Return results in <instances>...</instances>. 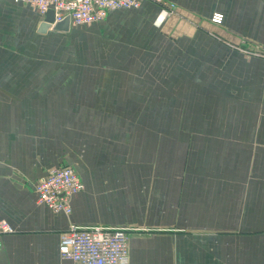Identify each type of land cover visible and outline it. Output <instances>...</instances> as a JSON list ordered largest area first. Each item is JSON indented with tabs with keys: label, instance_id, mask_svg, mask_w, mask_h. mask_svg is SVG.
Segmentation results:
<instances>
[{
	"label": "crops",
	"instance_id": "0c3cea01",
	"mask_svg": "<svg viewBox=\"0 0 264 264\" xmlns=\"http://www.w3.org/2000/svg\"><path fill=\"white\" fill-rule=\"evenodd\" d=\"M168 1L177 5L175 13L209 4ZM132 10L125 16L115 10L90 26L108 35L133 23L147 25L159 6L146 2ZM220 12L235 41L244 37L264 49V0H221ZM176 14L162 31L182 24ZM18 36L0 35V222L12 227L0 231V264H78L59 251L72 224L126 229L125 264H264V55L255 53L246 64L235 59L233 80L221 81V112L228 118L221 130L202 133L221 136L212 153L202 139L190 138L198 129L130 126L149 111L146 100L161 99L160 75L147 79L145 64L109 65L111 74L97 69L90 81L78 78L77 70H57L61 74L51 79L49 65L17 62ZM177 70L157 65L154 73ZM67 120L75 123L67 126ZM214 156L221 157L223 236L210 245L209 216L220 207L210 196ZM62 165L74 167L85 186L71 197L70 215L38 202L35 191L49 169Z\"/></svg>",
	"mask_w": 264,
	"mask_h": 264
},
{
	"label": "rangeland",
	"instance_id": "374dc122",
	"mask_svg": "<svg viewBox=\"0 0 264 264\" xmlns=\"http://www.w3.org/2000/svg\"><path fill=\"white\" fill-rule=\"evenodd\" d=\"M3 1L0 4V35H19L18 63L49 65L53 70L50 73L51 79L61 73L68 75L72 72L74 75L73 70H77L75 74L84 81H90L91 76L94 79V75L98 74L97 69L103 70L105 75L111 74L105 70L109 65L145 64L144 74L147 79L160 75L161 99L146 100L149 111L140 114L139 119L130 120V126L198 129L194 133L195 137L190 138L202 139L212 153L218 144L214 140L221 143V136L217 139L216 136H205L202 133L207 128L210 131L221 130L223 121L228 118L227 112H221V81L233 80L235 59L239 62L241 56L242 63L246 64L249 63V58H256L255 53L264 55V49L259 47L256 50L255 45H250L244 37L235 41L234 35L228 34L227 26H222L223 14L222 22H214V15L221 14V0H209L208 6L191 9L192 12L177 9L179 12L174 15L178 16L182 24L167 33L162 31V24L158 25L155 19V22L148 21L147 25L133 23V27L126 26L108 35H100L101 31L96 27L91 28L92 26L74 27L67 35H39V23L44 19L42 15L34 9L31 12L15 0ZM120 10L128 12L123 16L133 11ZM176 28H180L177 34ZM236 52L242 55L234 54ZM157 65L160 68L161 65L176 66L178 70L154 73ZM223 70L224 73L221 72ZM167 90L175 91V97L166 95ZM227 90L230 93L233 87H227ZM89 108V105H83V110L90 113ZM82 122L84 124L88 121L82 119ZM66 123H71L67 126H72L75 120H67ZM198 134L203 137H197ZM210 163V175L213 177L210 196L220 199L215 201L220 207L211 210L210 230L205 235L211 241L210 245H216L213 240H221L223 236L221 214L218 215V212L221 213V157H211ZM194 222L201 223V220Z\"/></svg>",
	"mask_w": 264,
	"mask_h": 264
},
{
	"label": "built area",
	"instance_id": "2783aa9c",
	"mask_svg": "<svg viewBox=\"0 0 264 264\" xmlns=\"http://www.w3.org/2000/svg\"><path fill=\"white\" fill-rule=\"evenodd\" d=\"M29 5L42 16L48 11L55 14V23L67 16L71 26H90L105 21L111 12L120 9H139L144 3L159 6L156 23L161 25L176 10V4L168 0H15ZM1 2V0H0ZM214 22L223 20L222 14L213 17ZM84 183L76 169L62 165L49 169L36 183L38 202L54 212L72 213L71 197L84 189ZM0 231L12 232L5 221ZM129 232L124 228L108 226L83 227L72 224L62 235L59 251L61 257L78 264H125L129 257ZM0 242V248H1Z\"/></svg>",
	"mask_w": 264,
	"mask_h": 264
},
{
	"label": "water",
	"instance_id": "95a60500",
	"mask_svg": "<svg viewBox=\"0 0 264 264\" xmlns=\"http://www.w3.org/2000/svg\"><path fill=\"white\" fill-rule=\"evenodd\" d=\"M63 32L69 33L71 30V19L67 16L62 21L55 23V14L53 11H48L44 16V19L41 21L38 32L45 34L48 31Z\"/></svg>",
	"mask_w": 264,
	"mask_h": 264
},
{
	"label": "flooded vegetation",
	"instance_id": "af4514ba",
	"mask_svg": "<svg viewBox=\"0 0 264 264\" xmlns=\"http://www.w3.org/2000/svg\"><path fill=\"white\" fill-rule=\"evenodd\" d=\"M71 28H74V26H71Z\"/></svg>",
	"mask_w": 264,
	"mask_h": 264
}]
</instances>
